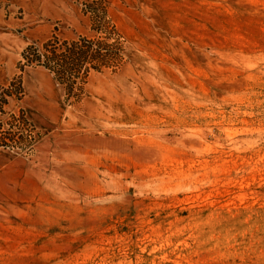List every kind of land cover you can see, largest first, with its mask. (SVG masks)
Segmentation results:
<instances>
[{"label": "rangeland", "instance_id": "1", "mask_svg": "<svg viewBox=\"0 0 264 264\" xmlns=\"http://www.w3.org/2000/svg\"><path fill=\"white\" fill-rule=\"evenodd\" d=\"M100 27L78 100L19 64ZM0 105V264H264V0H0Z\"/></svg>", "mask_w": 264, "mask_h": 264}, {"label": "trees", "instance_id": "2", "mask_svg": "<svg viewBox=\"0 0 264 264\" xmlns=\"http://www.w3.org/2000/svg\"><path fill=\"white\" fill-rule=\"evenodd\" d=\"M104 14L102 9L96 16ZM107 30V27H100L98 32L101 35L97 39L78 37L59 41L52 36L38 47L28 45L20 53L19 64L21 67L36 65L45 68L64 86L67 98L78 100L81 94L78 80L83 81L91 71H115L122 62L119 39L113 36L112 29ZM6 95L9 96L8 90L4 92Z\"/></svg>", "mask_w": 264, "mask_h": 264}]
</instances>
